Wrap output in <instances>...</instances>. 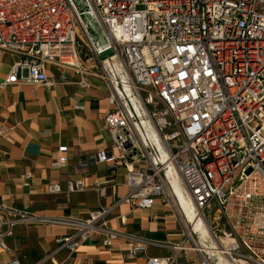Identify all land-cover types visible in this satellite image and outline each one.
<instances>
[{"label": "built area", "instance_id": "2783aa9c", "mask_svg": "<svg viewBox=\"0 0 264 264\" xmlns=\"http://www.w3.org/2000/svg\"><path fill=\"white\" fill-rule=\"evenodd\" d=\"M86 1L106 34L103 48L95 46L75 0H0V54L13 58L0 91L20 83L53 85L52 66L63 69L61 82L70 80L71 70L88 87L89 64L109 77L100 55L112 49L166 158L157 161L129 101L111 82L115 107L104 117L111 145L81 163H106L113 173L125 168L126 202L146 209L160 198L177 212L183 240L172 244L174 253L149 257L146 264H180L181 252L188 262L197 254L201 264H215L210 256L226 264H264V0ZM67 152L59 148L53 167L68 165ZM167 168L185 186L208 243L183 221L167 189ZM85 186L79 179L67 190ZM47 187L64 190L59 183ZM110 211L102 206L68 220L75 230L57 237L58 249L77 251L99 232L104 246L113 245L118 232L109 226ZM25 218L23 211L0 206V249L8 248L3 238ZM145 249L138 244L130 251Z\"/></svg>", "mask_w": 264, "mask_h": 264}, {"label": "crops", "instance_id": "0c3cea01", "mask_svg": "<svg viewBox=\"0 0 264 264\" xmlns=\"http://www.w3.org/2000/svg\"><path fill=\"white\" fill-rule=\"evenodd\" d=\"M12 63V57L0 54V82L10 73ZM104 63L109 77L100 66L92 65L88 87H81L79 76L71 70H66L68 76L73 75L70 80L61 82L63 69L52 66L48 75L55 81L53 85L20 83L0 91V129L6 130L0 133V206L26 213L13 228V235L3 238L8 248L0 249V264L14 259L21 264H146L149 257L174 253L172 244L183 240V224L169 204L159 198L151 208L143 209L125 201L130 193L125 168L113 173L106 163H81L111 145L104 121L115 107L109 102L111 82L129 101L137 129L157 161L166 158L127 71L115 57ZM80 105L83 111L76 108ZM62 146L68 147L69 163L59 169L53 162ZM27 174L32 175L30 180L25 179ZM173 174L181 187L170 186L168 176ZM165 178L183 221L201 232L199 242L205 244L208 236L199 218L195 220L196 211L177 204L176 196L193 207L178 174L169 168ZM79 179L86 185L83 190L69 192L67 183ZM51 183L61 184L63 192L50 193L47 186ZM102 206L111 208L109 226L118 232L113 245L104 246L105 236L99 232L83 241L77 251L59 250L57 237L75 230L68 220L84 219L89 211ZM138 244L146 245V249L133 254L130 250ZM179 258L180 264H201L195 253H191L189 262L182 252ZM213 262L225 264L219 256Z\"/></svg>", "mask_w": 264, "mask_h": 264}, {"label": "rangeland", "instance_id": "374dc122", "mask_svg": "<svg viewBox=\"0 0 264 264\" xmlns=\"http://www.w3.org/2000/svg\"><path fill=\"white\" fill-rule=\"evenodd\" d=\"M75 2L77 4V6H78L79 12H81L82 17H83V19L85 21L86 29L89 32V35L91 36L92 40H94L93 42H94L95 46L97 48H101V47L106 46L108 44V41H107V38H106V34H105L103 28L101 27V25L99 24L98 19H97L95 13L93 12L94 10H92V8L89 6V4H88V2L86 0H75ZM88 68H89L88 69L89 72L92 71L90 69V68H92V65H89ZM137 107L140 110L142 109L140 103H138ZM167 170H169V168ZM168 178H169L168 181H169V184H170L171 187H172V185L176 186L177 188L181 187V183L179 182V180H178V178H177V176L175 174H173L172 176H168ZM176 198L178 200V201L176 200L178 206H182L183 207V205H184L186 208L190 209V211L195 212L196 209H194L191 206L189 207L190 204L186 203L183 198L180 199L177 196H176ZM181 200H182V202H181ZM190 225L191 224L189 223V226ZM192 227L194 228V225ZM179 230H180V228H179ZM194 235H195L196 239H198V241H199L200 240L199 237H201V232L195 231ZM206 238H207V236H206ZM209 259L212 262L215 260V258H213L212 256H210Z\"/></svg>", "mask_w": 264, "mask_h": 264}, {"label": "water", "instance_id": "95a60500", "mask_svg": "<svg viewBox=\"0 0 264 264\" xmlns=\"http://www.w3.org/2000/svg\"><path fill=\"white\" fill-rule=\"evenodd\" d=\"M100 57H101V59H102L103 61H105V60H107V59H109V58L114 57V52H113L112 49L105 50V51H103V52L101 53Z\"/></svg>", "mask_w": 264, "mask_h": 264}, {"label": "bare ground", "instance_id": "6f19581e", "mask_svg": "<svg viewBox=\"0 0 264 264\" xmlns=\"http://www.w3.org/2000/svg\"><path fill=\"white\" fill-rule=\"evenodd\" d=\"M196 219L198 220V215H197V214H195V220H196ZM193 221H194V220H193ZM196 223H197V222H196Z\"/></svg>", "mask_w": 264, "mask_h": 264}]
</instances>
